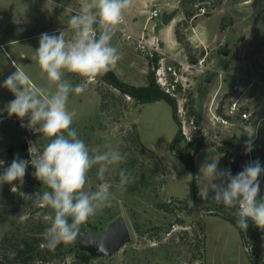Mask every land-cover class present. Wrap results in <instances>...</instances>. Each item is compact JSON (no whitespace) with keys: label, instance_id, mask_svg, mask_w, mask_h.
I'll list each match as a JSON object with an SVG mask.
<instances>
[{"label":"rangeland","instance_id":"1","mask_svg":"<svg viewBox=\"0 0 264 264\" xmlns=\"http://www.w3.org/2000/svg\"><path fill=\"white\" fill-rule=\"evenodd\" d=\"M214 1L211 5L199 0H131L111 41L121 55L113 70L126 84L142 86L149 70L156 67L152 63L157 65L160 59L182 68L185 90L181 88L176 100L178 124L166 102L136 103L98 78L86 83L83 93L70 94L67 107L76 113L72 127L88 148L104 150L110 143L127 155L104 180L97 178L95 167L90 170L85 191L107 186L114 199L84 226L100 233L121 216L131 239L111 258L81 262L75 252L66 253V246L64 254L54 252L34 264H251L236 226L218 216L185 210L191 185L185 176L191 172L180 155L194 159V177L206 160H218V168L230 169L233 175L257 159L264 166V0ZM80 6L81 0H0V49L9 53L0 56V174L17 156L30 160V145L36 149L33 156H38L49 142L38 125L27 126V117L21 121L7 114L6 106L15 97L2 85L15 71L12 62L34 86L48 88L33 59L39 37L58 35ZM154 9L162 15L149 20ZM172 12H176L172 22L163 25L162 17ZM144 22L148 29L141 33L150 44L141 51L137 42L126 40V35L137 39L126 29L141 28ZM165 30L171 34L172 47L160 37ZM71 35L69 31L66 38ZM64 78L73 85L83 82L71 73ZM179 131L183 140L171 150ZM253 132V150L246 153L245 142ZM120 168L130 173L123 186ZM33 172L29 164L23 185L13 182L16 193L11 191L13 185L0 184V244L5 236L12 242L39 237L50 225L53 210L39 200L47 189ZM259 179L260 196L264 175ZM20 193L33 197L23 198ZM247 239L253 243L250 235ZM13 251L8 245L0 246V255L10 259Z\"/></svg>","mask_w":264,"mask_h":264},{"label":"clouds","instance_id":"2","mask_svg":"<svg viewBox=\"0 0 264 264\" xmlns=\"http://www.w3.org/2000/svg\"><path fill=\"white\" fill-rule=\"evenodd\" d=\"M131 6V0H81L79 12L68 20V27L59 34L41 33L39 47L34 51L41 72L49 82L48 88L34 86L29 75L12 62L15 71L3 82L15 99L6 106L9 117L15 115L21 121L28 118L27 126H39L40 133L49 138L41 154L33 156L36 149L29 147L30 160L14 158L9 167L0 174V184L13 185L11 191L18 192L13 184L24 183L29 164L34 168L33 176L47 189L39 195L43 206L53 210L50 225L42 234L49 250L57 246L73 243L81 225L97 213L110 207L114 195L107 186L94 192L85 191L88 174L94 167L99 180L105 179L114 166L124 163L122 154L110 143L104 150L89 149L77 130L72 127L76 113L69 111L67 105L70 94L84 92L86 83L111 71L121 55L111 44L114 34L122 22L124 11ZM71 31V38H66ZM0 49V56H8ZM65 73L83 78V82L73 85L65 79ZM51 86H54V90ZM22 126L23 123H22ZM254 132L245 142V152L253 150ZM3 162L0 161V166ZM264 166L257 159L247 163L233 175L230 169H219L218 160H206L194 177L186 174L188 184L196 181L201 199H212L226 208L236 210V226L247 231L248 221L264 230V197L260 194V177ZM121 186L127 184L130 173L126 168L119 169ZM213 195L209 197V193ZM23 198L33 195L20 193ZM36 195V194H35ZM190 205L193 202L189 201ZM99 251H106L101 243Z\"/></svg>","mask_w":264,"mask_h":264},{"label":"trees","instance_id":"3","mask_svg":"<svg viewBox=\"0 0 264 264\" xmlns=\"http://www.w3.org/2000/svg\"><path fill=\"white\" fill-rule=\"evenodd\" d=\"M157 61V58L155 60V63ZM192 63L195 62V59L190 60ZM152 65L156 66V64ZM151 65V66H152ZM152 66V67H153ZM154 66V67H155ZM153 67V68H154ZM107 85L117 89L119 92H121L124 95H127L131 97L136 103L139 104H148V103H154L159 101L166 102L172 110V116L175 122L178 124V120L176 117L177 112V103L176 100L170 97L168 94H166L156 83V77H155V70H149L147 73V84L145 86H134V85H128L122 80L119 79V77L115 74L114 70L105 73L102 76L97 77ZM136 138L139 140L138 135H136ZM183 140V137L180 136V131L177 133L176 137L172 140L171 143V150H174V146ZM191 148H194V143L189 142L188 143ZM196 147V146H195ZM184 164L189 168L190 172L194 174V159L191 157L190 154L187 156L180 155L179 157ZM194 176V175H193ZM213 194H209V197L211 198ZM260 197H264V193L261 194ZM190 200L193 202V205L186 204L185 210H187L189 213L195 214V213H205L208 215H214L218 216L234 226H236V210L232 208H226L221 204L216 203L212 199H201L199 195V191L196 185V181L193 180L190 185ZM248 229L247 231H242L238 228L242 238L244 239V242L246 244L247 236L250 235L253 238V252L249 255L250 263L251 264H264L263 258H264V242L261 240V236L264 235V230H261L255 226V224L249 220L248 221ZM237 227V226H236ZM45 229H42L40 231L39 237L32 236L31 238L25 237L23 240L19 241H13L8 236H5L0 246L8 245L10 247H13V258L10 259L7 255H0V264H34L38 260H45V256L51 255L54 252L59 254L65 253L66 246L68 247V250L74 246V243L64 245L61 244L56 247V249L49 250L47 247L41 248L43 244L44 237H43V231ZM264 238V237H263ZM79 240V237H77ZM76 239V240H77ZM14 240V239H13ZM3 243V244H2ZM68 250L66 253H68ZM55 254V253H54ZM76 256L81 262H86L91 257L87 256L86 254L75 252Z\"/></svg>","mask_w":264,"mask_h":264},{"label":"water","instance_id":"4","mask_svg":"<svg viewBox=\"0 0 264 264\" xmlns=\"http://www.w3.org/2000/svg\"><path fill=\"white\" fill-rule=\"evenodd\" d=\"M214 0H199V4H214ZM176 12H172L167 16L162 17L161 23L165 26L169 25L174 19ZM79 243L72 246L68 253L79 252L86 254L91 258L107 257L111 258L118 253L123 245L130 241L131 236L127 224L123 217L115 218L105 231L96 233L87 230L81 225L78 235ZM103 244L106 251H99L97 245Z\"/></svg>","mask_w":264,"mask_h":264},{"label":"built area","instance_id":"5","mask_svg":"<svg viewBox=\"0 0 264 264\" xmlns=\"http://www.w3.org/2000/svg\"><path fill=\"white\" fill-rule=\"evenodd\" d=\"M161 15L162 14L158 9H154L150 12L149 20L158 19L161 17ZM126 40H133L137 42L138 47L141 51L146 50V48L149 46L148 44H150L144 34L137 39L133 38L130 35H126ZM154 70L156 83L161 88V90H163L173 99L177 100L181 95V90L184 87L182 83V68L180 69V67L174 65H166L165 62L160 59L157 62ZM246 249L250 254L253 252V244L248 240L246 241Z\"/></svg>","mask_w":264,"mask_h":264},{"label":"crops","instance_id":"6","mask_svg":"<svg viewBox=\"0 0 264 264\" xmlns=\"http://www.w3.org/2000/svg\"><path fill=\"white\" fill-rule=\"evenodd\" d=\"M126 10H128V8H127ZM143 28H144V29H148V28H147V25H146L145 22H144V24H143V26H142L141 28H139V27H135V29H134V27H133V28H129L128 30L126 29V32H127V33H130V34H135V36H136L137 38H139L142 34H144V32L141 33V31L143 30ZM139 33H141V34H139ZM147 34H148V33H147ZM144 36H145V35H144ZM160 37H161L162 39H166V40H167V42H168V46H170V47L173 46V45H172V44H173L172 37H171V34L169 33L168 30L162 31V32L160 33ZM147 40L150 42V39H147ZM143 74H145V72H144ZM142 86H145V85H142ZM263 262H264V258H263Z\"/></svg>","mask_w":264,"mask_h":264}]
</instances>
